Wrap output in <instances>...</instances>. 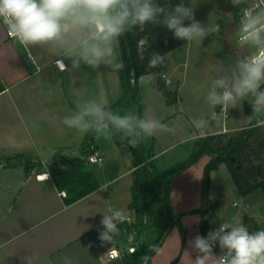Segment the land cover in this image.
Instances as JSON below:
<instances>
[{"label": "crops", "instance_id": "1", "mask_svg": "<svg viewBox=\"0 0 264 264\" xmlns=\"http://www.w3.org/2000/svg\"><path fill=\"white\" fill-rule=\"evenodd\" d=\"M189 2L194 5L195 19L202 25L214 16L225 19L229 13L236 17L233 22L239 20V9L230 0ZM190 43L184 42L164 55L165 78L182 83L188 55L184 46ZM62 51L59 47L25 51L18 41L7 37L6 27L0 24V154H30L46 166L32 172L25 169V161L12 167L0 165V264H63L64 256L70 257L72 264H118L121 259H109V251L126 248L131 242L138 245L140 241L133 234L116 235L112 243L99 239L103 231L100 221L110 205L122 209L127 222L134 221L129 207L134 167L129 153L113 137H94L95 147L105 157L101 165L84 161L73 168L47 166V160L56 155L84 159L85 134L63 124V118L72 114L78 100L104 93L111 104L122 93L118 72L107 66L96 70L85 65L79 71L60 69L55 60ZM64 63L70 66L68 59ZM158 77L152 74L148 79L153 88ZM142 84L139 78V89ZM146 103L142 114L150 116ZM202 133L190 136L189 142L204 136ZM192 144L185 155L190 154ZM157 146L156 135L155 161L161 155ZM223 167L212 172L209 187H213L214 177ZM189 170L171 183L172 208L176 213L189 211L179 207L174 188L175 180ZM201 172L203 169L197 174L198 181ZM217 216L216 210L214 219ZM214 219L210 222L211 231L215 230Z\"/></svg>", "mask_w": 264, "mask_h": 264}, {"label": "clouds", "instance_id": "2", "mask_svg": "<svg viewBox=\"0 0 264 264\" xmlns=\"http://www.w3.org/2000/svg\"><path fill=\"white\" fill-rule=\"evenodd\" d=\"M230 3L239 9L237 43L249 54L213 79L206 101L213 109H229L242 107L247 100L252 107L248 119L264 118V3ZM235 19L233 14H227L228 22ZM185 21L189 23L185 25ZM0 24L25 51L61 48L55 64L65 71H79L82 65L93 70L101 65L116 72L124 69L120 39L135 29L143 31L146 25H164L174 38L187 43L202 41L209 34L207 25L195 19L194 5L186 6L183 0L175 6L161 5L159 0H0ZM219 30L216 24L215 31ZM140 43L144 48L147 41L142 39ZM64 59L70 61V66ZM164 64L165 56L151 54L149 68ZM151 75L142 74L141 83ZM208 123L204 118L192 121L195 129L207 127ZM63 124L81 134L92 133L97 139L111 140L118 135L133 147L160 132H174L160 119L141 116L135 109L112 110L104 93L78 100L72 114L63 118ZM126 218L122 209L110 205L100 221L101 242L112 243ZM188 243L197 253L193 264H264V229L250 231L242 217L234 218L232 223L223 221L207 237L197 235ZM217 244L220 254L214 252ZM147 259L142 258L145 262ZM62 260L63 264H72L68 256Z\"/></svg>", "mask_w": 264, "mask_h": 264}, {"label": "trees", "instance_id": "3", "mask_svg": "<svg viewBox=\"0 0 264 264\" xmlns=\"http://www.w3.org/2000/svg\"><path fill=\"white\" fill-rule=\"evenodd\" d=\"M180 2L181 0H159L161 5L168 3L171 6ZM183 2L186 6L190 5L189 0H183ZM188 23L186 21V25ZM142 39L147 41L144 48L140 43ZM184 42L186 41L174 38L173 32L164 25H146L143 31L135 29L121 37L119 50L125 68L118 71V74L122 93L115 102L110 104L112 110L135 109L143 116L142 106L145 96L139 89L138 80L142 74L148 73L159 75L155 87L165 97V103L167 105L177 103V91L171 89L162 78L166 65L149 68L148 63L152 53L164 56ZM245 113L251 116L248 107L245 108ZM94 137L92 133L85 134L82 142L83 160L54 156L49 161V169L73 168L82 165L88 157ZM113 138L129 153L134 167L131 187L133 199L129 206L134 221L129 223L125 220L121 223L117 235L126 237L133 234L137 240H140L135 252L123 256L118 264H151L156 250H159L174 225H178L184 242L186 229L181 222L183 213L173 211L171 183L204 155L211 156L203 168V177L208 188L212 172L219 170L222 166L229 172L242 196L260 188L264 182V124H257L256 117L251 119L246 127L233 134L212 133L196 137L189 156L163 170L157 168L154 160L155 136L142 141L135 147L121 140L118 135H114ZM15 159L0 154V165L12 167L21 164L20 160ZM28 168L29 164L25 163V169ZM217 205L218 203L215 202L209 211L202 209L193 211L202 215L200 230L203 237H207L211 231L210 222L215 218ZM214 252L220 254L218 244ZM143 257H148L146 262L142 260ZM172 264H175V261Z\"/></svg>", "mask_w": 264, "mask_h": 264}, {"label": "rangeland", "instance_id": "4", "mask_svg": "<svg viewBox=\"0 0 264 264\" xmlns=\"http://www.w3.org/2000/svg\"><path fill=\"white\" fill-rule=\"evenodd\" d=\"M257 1L253 0L254 3ZM227 21L226 17L219 20L214 16L210 22L206 23L209 30L208 36L202 41H193L188 46H184L185 55L188 54L185 64L187 68L185 78L182 83L169 78L170 83L168 84L171 89L177 91V103L165 104V97L159 90L153 88L148 80L140 86L145 96L144 101L148 103L150 116L160 120L166 118L164 123L174 129V132L171 133L160 132L157 134V149L161 155L155 164L157 163L156 165L161 168L160 170L168 168L189 156L185 155L186 148L194 143V140L189 142L190 136L198 134L200 131L203 132L204 136L212 133L233 134L246 127L250 122L249 116L245 113V108L248 107L252 115V107L247 100L242 102V107L229 109L220 107L213 109L206 101L213 79L219 74L226 73L238 59L249 54L244 46L237 43L238 21H232V23ZM206 24L204 25L206 26ZM216 24L220 26L219 31H215ZM201 118L209 121L208 126L195 129L192 121ZM256 118L257 124H264L263 118ZM10 157L28 163V170L32 172L42 170L45 166L30 154L19 153L10 155ZM53 157L47 160L48 167L50 166L49 161ZM210 157L204 155L188 168L190 169L188 174L175 180L174 188L178 205L180 208H185L183 210H189L185 213L181 212L183 213L181 222L186 229L184 242L178 225H174L159 250L152 257L151 262L172 264L175 261V264H193V259L197 253L189 247L188 242L197 235L202 236L200 230L202 215L193 211L198 209L209 211L215 202L218 203L216 208L218 216L212 222L215 229L223 221L232 223L234 218L240 217L250 231L264 229V182L260 188L242 196L229 172L223 167L214 177L213 187L208 188L202 172L199 181L197 174H199V170L203 169ZM30 158L33 159L29 160ZM176 208L177 204L174 206V210ZM129 216L131 215L129 214ZM174 254L176 256L170 259V256Z\"/></svg>", "mask_w": 264, "mask_h": 264}, {"label": "built area", "instance_id": "5", "mask_svg": "<svg viewBox=\"0 0 264 264\" xmlns=\"http://www.w3.org/2000/svg\"><path fill=\"white\" fill-rule=\"evenodd\" d=\"M255 3L256 4H262V3H264V1L263 0H258ZM6 33H7V30H6ZM7 37L10 38V39H14V38L10 37L8 35V33H7ZM162 77L164 78V80L166 81L167 84L170 83V80L168 78H165L164 75H162ZM226 117H227V115H226ZM263 121H264V118H263ZM93 142H92V144L90 146V152L88 154V157L86 158V161L89 162V163H94V164L101 165V164L104 163L105 157L100 152V150H98L95 147ZM136 247H137V245L131 242L126 248H123V249H117V248L111 249L109 251V253H108L109 259H111V260H120V259H122L123 256L135 252Z\"/></svg>", "mask_w": 264, "mask_h": 264}, {"label": "water", "instance_id": "6", "mask_svg": "<svg viewBox=\"0 0 264 264\" xmlns=\"http://www.w3.org/2000/svg\"><path fill=\"white\" fill-rule=\"evenodd\" d=\"M263 87V86H262ZM214 116V115H213Z\"/></svg>", "mask_w": 264, "mask_h": 264}]
</instances>
